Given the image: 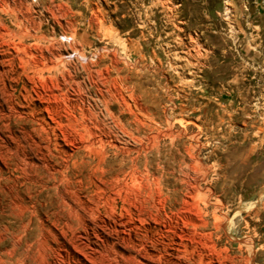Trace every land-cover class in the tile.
<instances>
[{"label": "bare ground", "instance_id": "bare-ground-1", "mask_svg": "<svg viewBox=\"0 0 264 264\" xmlns=\"http://www.w3.org/2000/svg\"><path fill=\"white\" fill-rule=\"evenodd\" d=\"M35 8L0 0L11 20L0 16V264H205L201 249L209 241L215 251L220 216L212 209L211 224L200 205L203 177L194 169L169 188L158 157L159 138L174 147L184 130L172 133L115 51L86 58L65 7L48 0L43 13ZM191 145L181 159L195 165ZM207 189L205 198L215 195ZM141 231L172 239L161 252Z\"/></svg>", "mask_w": 264, "mask_h": 264}, {"label": "rangeland", "instance_id": "rangeland-1", "mask_svg": "<svg viewBox=\"0 0 264 264\" xmlns=\"http://www.w3.org/2000/svg\"><path fill=\"white\" fill-rule=\"evenodd\" d=\"M28 1L40 13L48 3ZM52 1L75 16L77 39L87 59L103 49L115 51L143 99L168 118L172 133L184 130L174 147L168 138H159L158 157L164 173H170L169 188H180L176 178L191 177L194 169L203 177L200 205L207 203L210 223L212 209L220 216L212 239L215 251L209 241L201 249L205 264H264V0ZM94 14L97 26L90 23ZM101 57L108 64L109 54ZM87 88L93 95L88 82ZM16 89L18 100L21 84ZM182 145L193 148L195 165L181 159ZM207 188L213 199L205 198ZM119 221L118 213L110 219ZM139 234L161 252L163 243L172 239Z\"/></svg>", "mask_w": 264, "mask_h": 264}]
</instances>
